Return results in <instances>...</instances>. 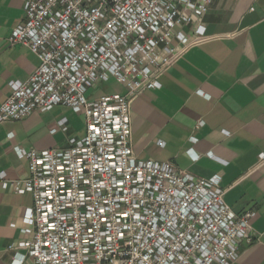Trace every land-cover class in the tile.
I'll list each match as a JSON object with an SVG mask.
<instances>
[{
    "label": "built area",
    "instance_id": "2783aa9c",
    "mask_svg": "<svg viewBox=\"0 0 264 264\" xmlns=\"http://www.w3.org/2000/svg\"><path fill=\"white\" fill-rule=\"evenodd\" d=\"M211 4L26 0L27 19L9 41L41 63L12 84L0 123L63 105L84 115L86 133L67 148L15 147L30 176L5 183L34 196L24 217L32 238L13 246L27 252L18 264L26 256L35 264H234L240 244L252 241L256 212L238 214L226 203L220 175L138 160L131 143L134 99L161 88L163 75L210 39L203 18ZM111 79L126 93H92ZM67 121L58 126L67 130Z\"/></svg>",
    "mask_w": 264,
    "mask_h": 264
},
{
    "label": "crops",
    "instance_id": "0c3cea01",
    "mask_svg": "<svg viewBox=\"0 0 264 264\" xmlns=\"http://www.w3.org/2000/svg\"><path fill=\"white\" fill-rule=\"evenodd\" d=\"M25 2L0 0V107L12 84L27 81L41 63L28 46L9 41L27 19ZM203 22L210 39L192 46L163 75L161 88L134 99L133 152L199 177L220 175L226 203L238 214L256 212L252 241L240 244L234 264H264V0H212ZM114 92L126 88L119 83ZM64 117L67 130L58 126ZM85 133L84 115L63 105L0 123V264H18L27 252L13 246L32 238L24 217L34 196L5 183L30 176L15 147L67 148ZM22 264L35 261L26 256Z\"/></svg>",
    "mask_w": 264,
    "mask_h": 264
},
{
    "label": "rangeland",
    "instance_id": "374dc122",
    "mask_svg": "<svg viewBox=\"0 0 264 264\" xmlns=\"http://www.w3.org/2000/svg\"><path fill=\"white\" fill-rule=\"evenodd\" d=\"M118 87H119V83L116 80L111 79L109 82L95 85L93 91L97 93V96H99L105 93L114 92Z\"/></svg>",
    "mask_w": 264,
    "mask_h": 264
}]
</instances>
